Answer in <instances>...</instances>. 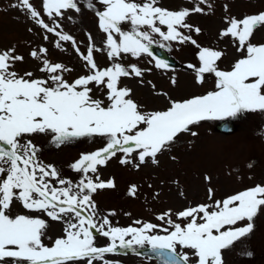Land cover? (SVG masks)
<instances>
[{
    "label": "snow or ice",
    "instance_id": "1",
    "mask_svg": "<svg viewBox=\"0 0 264 264\" xmlns=\"http://www.w3.org/2000/svg\"><path fill=\"white\" fill-rule=\"evenodd\" d=\"M99 3L104 7L96 13L98 26L107 33V55L110 59L121 53L134 57L141 54L151 56L152 34H158L163 41L181 44L191 41L196 44L179 28L192 29L185 19L190 11L202 12L199 6L174 12L156 6L157 0H144L142 3L99 0ZM199 3H206V0H199ZM10 6L25 11L39 27L55 32L59 40H72L71 36L56 32L60 24L55 17H62L63 10L79 11L75 0H42L43 11L52 18L54 26L40 19V12L30 0H16ZM89 7L91 10V5ZM124 22H130L131 31L122 30ZM157 22L166 26L167 31H161L156 26ZM228 24L220 35L231 36L238 41V50L246 51L230 71L216 67L222 56L220 51L200 48L198 53L197 83L202 82L203 74H214L217 90L184 101H170L166 110L148 113L139 110L130 98L129 89L118 87L121 77L131 73L140 76L141 71L132 66L130 73L118 63L104 70L98 69L91 47L86 55L82 54L91 74L72 83L57 74L67 69L60 64H50L46 59L40 71L49 74L48 79H31L33 74L30 72L20 76L11 69L24 57L16 54L15 47L0 51V264H69L81 260L93 264L106 254L114 253L117 247L131 248L133 244L150 245L161 264H223V252L253 231L258 210H264V186L257 185L238 192L222 201H215L211 206L199 205L180 211L177 218L186 223L182 226L169 219L167 222L174 230L168 232L163 229L168 232L166 235L151 234L159 227L151 223H143L139 228H120L111 226L105 217L102 223L97 224L93 219L96 205L91 194L98 189L114 188V183L111 180L99 181L98 177L99 182H94L85 176L75 185L63 179L59 184L67 183V187L50 185L48 178L57 179V171L37 161L38 149L25 138L34 134H51L52 142L59 146L81 137H106V146L82 155L71 165L74 171L86 174L95 173L97 166L104 165L117 151L126 156L135 151L140 163L148 157L154 159L180 134L197 135L190 126L202 121L235 118L244 112H264V45L248 43L254 29L264 26V13L241 20L231 18ZM144 26L150 31L139 30ZM195 31L199 33L200 30L197 28ZM46 51L40 48L30 55L39 60L41 56L38 53ZM156 67L167 68L168 65L157 60ZM93 83L106 87L107 105L104 100L90 95L92 89L88 86ZM131 162L120 160L121 164ZM134 166L139 167V164ZM73 188L78 189L75 194ZM135 192L136 186L133 185L128 194L134 195ZM14 200H19L29 211H41L52 220H63L65 236L56 239L54 246H45L42 243L45 221L25 215L10 216L8 213ZM158 219L163 220L164 216ZM245 221L244 226H237ZM92 229L107 238L110 245L95 246ZM126 237L131 239L126 240ZM177 246L185 251L178 253Z\"/></svg>",
    "mask_w": 264,
    "mask_h": 264
},
{
    "label": "rangeland",
    "instance_id": "2",
    "mask_svg": "<svg viewBox=\"0 0 264 264\" xmlns=\"http://www.w3.org/2000/svg\"><path fill=\"white\" fill-rule=\"evenodd\" d=\"M15 2L16 0H0V49L15 47L16 52L24 55L26 68L32 69L29 63H38V60L29 57L28 51L30 48L38 51L37 46L44 45L47 56L38 53L41 59L47 57L50 61L62 64L67 69L62 72L69 78L91 74L82 58L89 47L93 49V60L98 69L104 70L105 67L118 63L131 73V67L135 66L141 71V75L131 73L121 77L118 87L130 90V98L142 113L163 111L170 106V101H184L216 91L214 74H203L202 82L197 83L199 49L220 51L222 56L216 62V67L222 71H230L232 65L246 55V51L238 50V41L231 36L222 37L220 33L229 26L228 20L231 18L241 20L246 16L264 13V0H206L203 4L199 0H157L156 6L174 12L192 10L197 6L203 9L202 12L190 11V15L186 17L185 23L192 26L191 30L179 28L183 35L190 36L196 44L191 41L183 44L178 41H163L158 34H152L153 41L165 45L180 64V67L168 70L157 68L156 62L148 54L134 57L121 53L115 59L108 57L107 33L101 31L98 16L92 12L93 7L99 9L101 6L103 10L104 6L99 0H75L79 11L68 10L65 15L63 13L61 20V17H57V21L61 22L60 32L71 36L75 47L55 41L45 34L29 20L25 11L10 6ZM133 2L142 3L144 0ZM156 26L161 31H167L166 26L159 25L158 22ZM121 27L123 31L132 29L130 22L122 23ZM197 28L199 33L195 31ZM139 30L150 31L146 26ZM114 37L118 39L116 34ZM248 43L264 45V26L254 29ZM188 65L195 67L189 68ZM89 87L92 89L90 95L94 99L104 100L107 105L106 87H98L94 83ZM232 119L237 124L232 134L215 132L213 126L216 121H202L190 126L197 135L180 134L174 143L154 159L148 157L144 163H140L135 151L131 156L117 151L104 165L97 166L95 173L86 174L74 171L71 165L82 155L91 154L106 146V137H81L57 146L45 136L38 135L34 139L39 146L37 161L55 168L58 178H48V181L57 188L68 186L67 183L60 185V179L75 185L85 176L94 182L111 180L114 183V188L98 189L91 194L96 205L93 219L97 224L102 223L106 217L113 227L137 222L141 227L143 223L152 224L153 220H158L163 215L162 221L165 223L171 219L173 223L183 226L186 221L178 219L176 215L180 211L199 205L211 206L215 201H222L238 192L257 185L264 186V112H244ZM121 159L132 162L121 164ZM136 164L139 167L134 166ZM131 184L136 186L134 195L128 194ZM77 191L78 189L73 188L74 194ZM8 214L12 217L25 215L44 220L46 228L42 243L45 246H54L56 239L65 236L66 225L63 220H52L41 211H29L23 208L19 200H14ZM253 223L251 233L223 252V264H264V210H258ZM94 244L105 247L110 241L99 234L94 236ZM177 249L182 251L179 246ZM69 264H87V261ZM93 264L154 262L128 255H106L102 260L93 261Z\"/></svg>",
    "mask_w": 264,
    "mask_h": 264
},
{
    "label": "water",
    "instance_id": "3",
    "mask_svg": "<svg viewBox=\"0 0 264 264\" xmlns=\"http://www.w3.org/2000/svg\"><path fill=\"white\" fill-rule=\"evenodd\" d=\"M149 50L150 52L158 59L163 61L164 63H166L169 67H175L178 66V64L176 63V61H174V59H172L163 49H161L160 47L156 46V45H149ZM236 129V126L229 120L226 121H221L218 122L217 125L215 126V130L217 132H221V133H232L234 130ZM118 250V249H116ZM134 252V251H132ZM138 255H149V256H153L156 257L158 259V264H161V261L159 259V257L157 256L156 253H154L152 251V249H143V250H137L135 251Z\"/></svg>",
    "mask_w": 264,
    "mask_h": 264
},
{
    "label": "trees",
    "instance_id": "4",
    "mask_svg": "<svg viewBox=\"0 0 264 264\" xmlns=\"http://www.w3.org/2000/svg\"><path fill=\"white\" fill-rule=\"evenodd\" d=\"M16 66L22 68L24 71H25V69H26V68H25L26 65H25L24 62H18V63L16 64ZM26 70H27V69H26Z\"/></svg>",
    "mask_w": 264,
    "mask_h": 264
}]
</instances>
